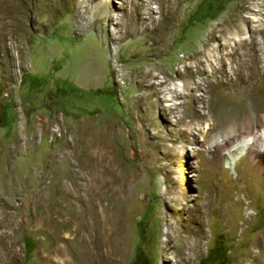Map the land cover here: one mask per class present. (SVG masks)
Returning a JSON list of instances; mask_svg holds the SVG:
<instances>
[{
  "label": "rangeland",
  "instance_id": "374dc122",
  "mask_svg": "<svg viewBox=\"0 0 264 264\" xmlns=\"http://www.w3.org/2000/svg\"><path fill=\"white\" fill-rule=\"evenodd\" d=\"M51 1L24 0L23 66L0 58V230L8 224L11 233L0 236V251L15 242L0 264L61 260L56 244L74 261L83 248L90 264L112 256V248L99 251L98 214L73 236L61 187L70 165L87 163L96 149L125 183L111 210L123 221L121 255L110 264H185V239L197 240L193 264H264V179L249 155L231 171L208 150L232 130H247V118L255 128L264 122L241 88L217 82L221 68L235 78L240 39L212 32L226 28L243 2L262 3V13L240 27L242 39L264 48V32L256 35L264 30V0L185 1L173 15L162 0H109L108 13L122 20L102 25L93 17L101 0L91 3L89 23L74 12L79 0L59 13L49 11ZM261 72L253 90L263 112ZM146 73L167 82L158 98ZM74 206L87 215L85 202Z\"/></svg>",
  "mask_w": 264,
  "mask_h": 264
},
{
  "label": "bare ground",
  "instance_id": "6f19581e",
  "mask_svg": "<svg viewBox=\"0 0 264 264\" xmlns=\"http://www.w3.org/2000/svg\"><path fill=\"white\" fill-rule=\"evenodd\" d=\"M69 1L70 0H52L50 3L48 2L49 3L48 6L50 9L49 11L53 13L63 12L66 9V4ZM79 1L81 8L80 10L74 12H76L79 19L81 20L85 19L89 23L90 21L89 14L91 13L92 10L90 6L94 0H79ZM162 1L165 2L166 4L165 11L173 15L175 9L178 7V5L180 6L181 2L192 1V0H162ZM101 3L102 6L94 11L93 14L94 24H99V25L106 24L107 22H109V20H113V19H116L118 21L122 20L121 17L115 16V14L113 15L108 13L107 10H109V7L113 5L111 1L101 0ZM262 6H263L262 3L251 4L248 1H245L241 5H239L237 16L234 19H230V21L227 22L226 28H220L218 26L215 27L214 30L212 31L213 34L217 32L224 34L231 33L233 38L236 37L240 39L241 42L240 47L233 49V55L237 56L236 68L234 69L235 78L233 79L231 77L233 73L230 75L224 68H221L219 71L220 76L217 79V82L221 85L227 84L229 88H241L240 94L248 98L250 109L254 113L255 120L262 119V117L264 116V111L262 112L261 110V101H260L261 99L258 96H256L253 90L255 80L257 79V77L260 76L259 74L262 73L261 71L264 69V48L263 46H261V43L258 42L254 43V41L253 43H249L246 40L242 39L241 36L243 34V30L240 27V25L241 23H248L254 15L259 14V12H261L260 9ZM75 9L76 8L74 7L72 8L70 7V10H75ZM26 13L27 11L24 0H0V58H2L4 63H6L9 66H12V68L13 66L16 67L17 65H19V67H22L25 62V60L22 57V52L24 50V47L22 46L21 41L24 40L26 36V31H25L26 29L24 27V15ZM125 18L127 22H129V25L130 24L132 25L133 23L132 14L126 15ZM258 20L261 21L260 19ZM140 25L142 29H146V21L142 20ZM263 32L264 30H262L261 27L258 26L256 35L257 34L262 35ZM15 50L18 51L17 55L14 54ZM200 55L202 56L204 55V53H201ZM229 55L230 54H227L226 56ZM151 75L149 73L144 74L143 75V77L145 78L144 81L147 82L148 84L147 88L150 91H152L150 94L153 96H157L158 98L159 94L161 93L159 86L165 83L166 80ZM169 85H170L169 91L172 94L178 92L177 84L174 80H172V83L169 82ZM158 103L160 104V99ZM197 113L198 112L196 111L195 114L197 115ZM247 120H248L247 130H243L241 132L232 130L230 133L225 135L222 140L220 139L214 140L208 147V150L210 152L211 151L214 152L215 159L223 162L224 167L230 169L231 171L235 170V168L240 163V161L249 155L253 165L255 166L261 177L264 179V122L261 125H259L257 128H255L254 120L252 118H247ZM70 166H72V170L67 173L66 175L67 180L66 182L64 181L63 183H61V187L63 193L65 192L67 197L69 196L70 198L69 201L70 203L68 202L69 203L68 205H70V209L68 210H71V212L68 213L69 214L68 216L66 215L67 217L66 216L65 217L67 218L68 222L72 224L71 230L73 231V236L75 237V235H77L78 233L80 235L81 234L83 235L85 232H87V230L91 228L92 225L90 223V218L92 217V215L94 216L95 214H98L99 220L97 221V226L101 233V238L99 241V251L101 252L104 250L109 251V248L114 249L112 250L113 251V254H111L112 256L107 257V255L102 253L100 260L102 264H110L111 262L113 263L114 261L117 260L118 254H120V250H121L122 220L121 217L118 216L119 212L115 214V212H112L111 210L114 209V205L116 203L120 202V194L125 184L124 179L118 174L117 168H114L108 164V156L101 149L94 150L93 154L90 156L87 163L83 164L80 161H76ZM84 167L87 168L85 169ZM68 183H70V185H68ZM82 192H84V195L82 194L83 196L81 195ZM78 200L80 202L86 203L87 215L85 214L83 209L78 210L74 206L75 201ZM65 208L66 206L64 207V209ZM0 219L4 220V217H0ZM68 222L66 224H68ZM7 227L8 224H4L3 231L0 230L1 238L9 237L8 234H11L8 233L7 230H5L7 229ZM55 236H56V240H60V231H58L57 235ZM71 239L72 238L70 237V240ZM14 243L10 242L4 246V248L0 251V258L5 259L7 251L9 252L8 249L10 248L12 249ZM196 243L197 240H194L192 242L188 239H185L182 246V257L185 264H193V261H195L194 257H197L196 255L198 254V248ZM99 251H97V253ZM52 252L54 253L55 256L61 255L62 259L61 260L58 259L56 261L52 260L51 263L48 261L45 264H90L91 261L90 259L93 258V257L89 258L90 257L89 250L87 251V249L83 248L81 251L83 254V258L81 260H79L80 259L79 258L74 261L72 258L69 257V253L59 244H56ZM255 261L256 260L253 261L246 260L241 264H256Z\"/></svg>",
  "mask_w": 264,
  "mask_h": 264
}]
</instances>
